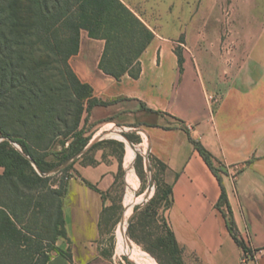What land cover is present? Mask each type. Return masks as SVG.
<instances>
[{
  "label": "crops",
  "instance_id": "1",
  "mask_svg": "<svg viewBox=\"0 0 264 264\" xmlns=\"http://www.w3.org/2000/svg\"><path fill=\"white\" fill-rule=\"evenodd\" d=\"M261 19L250 18L239 45L186 46L181 61L174 46L151 29L154 37L140 56L138 78L125 74L115 79L103 73L98 63L104 41L91 38L86 30L80 31L78 51L69 59L78 79L92 87L93 97L107 103L85 111L81 124L96 129L113 122L139 154L146 151L152 172L155 164L163 165L159 176L170 187L171 202L166 220L185 264H242L244 251L230 225L253 253L247 264H264ZM190 137L211 153L217 174ZM101 141L91 136L71 162L62 200L65 236L55 241L56 250L45 264H113L107 214L122 185V161L110 140ZM118 141L124 149L125 142ZM87 152L90 158L85 160ZM133 156L128 145L125 166L129 181L133 179L131 193L137 187ZM222 190L226 201H220Z\"/></svg>",
  "mask_w": 264,
  "mask_h": 264
},
{
  "label": "trees",
  "instance_id": "2",
  "mask_svg": "<svg viewBox=\"0 0 264 264\" xmlns=\"http://www.w3.org/2000/svg\"><path fill=\"white\" fill-rule=\"evenodd\" d=\"M81 30L104 41L98 63L103 73L115 79L139 77L140 56L154 34L122 0H0V264H45L55 241L65 236L62 200L72 163L44 174L82 150L91 137L81 128L83 113L107 104L93 97L92 87L78 79L69 63ZM190 140L217 174L211 153ZM57 174L63 176L55 187ZM165 186L168 209L170 187ZM153 201L138 209L129 224L139 244L131 233L133 222L142 214L156 220ZM220 201H226L224 190ZM164 223L165 234L157 236L155 245L168 263L182 264V248Z\"/></svg>",
  "mask_w": 264,
  "mask_h": 264
},
{
  "label": "rangeland",
  "instance_id": "3",
  "mask_svg": "<svg viewBox=\"0 0 264 264\" xmlns=\"http://www.w3.org/2000/svg\"><path fill=\"white\" fill-rule=\"evenodd\" d=\"M123 1L146 26L154 31L158 38L174 46L177 57H182L181 50L186 46H237L244 42L245 35L242 33L248 28L250 18L260 19L261 16L263 18L261 20H264V0ZM108 122L101 124V130L99 127L93 129L92 124L86 125L85 123L81 124V128L85 129L86 135L100 137L103 140L101 142L109 143L110 140L112 144L110 143L109 146L122 161V185L116 188L113 209L107 214L110 225L108 226L109 229H112V235L108 238L110 261L113 264H137L133 254L129 252V247L123 238L124 234L129 242L139 249L149 264H170L161 249L155 245L157 236L165 234L164 221L167 223L166 201L163 199L167 187L159 176L162 166L155 164V170L152 172L147 161L146 151L143 150V153L139 155L138 151L134 149L132 169L137 187L131 193L133 179L129 181L127 175L125 153L127 146L133 145L123 139L121 136L123 133L118 130L116 124ZM118 140L125 142L124 149ZM89 158L90 156L87 155L86 160ZM62 176V174H57L53 177L52 182L59 183ZM149 190L150 192H148ZM153 197L152 209H157L156 220L152 221L151 216L142 214L137 216L133 222L131 233L139 237L142 242L139 244L131 238L128 232L129 224L135 212L144 207ZM131 198L135 200L126 213L125 223L122 224L125 207ZM171 262L177 264L173 260ZM182 264H185L183 259Z\"/></svg>",
  "mask_w": 264,
  "mask_h": 264
},
{
  "label": "bare ground",
  "instance_id": "4",
  "mask_svg": "<svg viewBox=\"0 0 264 264\" xmlns=\"http://www.w3.org/2000/svg\"><path fill=\"white\" fill-rule=\"evenodd\" d=\"M131 148L133 149V152H134V147L131 146ZM150 192V190L148 191ZM147 192V193H148ZM134 198H131L129 204L125 207V210H124V214L122 216V224L125 223V218H126V213L127 211L129 210V208L131 207V205L133 204L134 202ZM130 220V219H129ZM128 224V223H127ZM127 226V225H126ZM123 238L125 239L128 247H129V252H131L133 254V258L137 261V264H149L147 259L141 254V252L139 251L138 248H136L134 245H132L127 236L123 234ZM149 258V257H148ZM151 262V261H150Z\"/></svg>",
  "mask_w": 264,
  "mask_h": 264
},
{
  "label": "water",
  "instance_id": "5",
  "mask_svg": "<svg viewBox=\"0 0 264 264\" xmlns=\"http://www.w3.org/2000/svg\"><path fill=\"white\" fill-rule=\"evenodd\" d=\"M2 139V138H0ZM88 146H86L84 148V150L87 148ZM83 151V150H82ZM82 151H80L78 154H76L75 156L71 157L70 159H68L67 161L63 162L61 165H59L58 167L50 170L49 172L45 173L44 175H51V174H54L56 172H58L59 170H61L62 168H64L65 166H67L69 163H71L76 157H78ZM148 161V160H147ZM40 173V172H39ZM152 180V179H151Z\"/></svg>",
  "mask_w": 264,
  "mask_h": 264
},
{
  "label": "built area",
  "instance_id": "6",
  "mask_svg": "<svg viewBox=\"0 0 264 264\" xmlns=\"http://www.w3.org/2000/svg\"><path fill=\"white\" fill-rule=\"evenodd\" d=\"M209 99L211 100V101H214L215 100V98L213 97V96H209ZM254 258V256H253V253L251 252V251H249V252H243V256H242V260H241V263L242 264H247V261L250 259H253Z\"/></svg>",
  "mask_w": 264,
  "mask_h": 264
}]
</instances>
